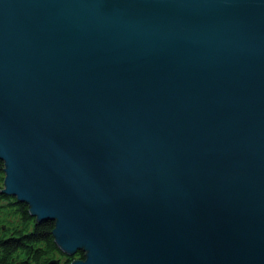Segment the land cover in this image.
Returning <instances> with one entry per match:
<instances>
[{
    "label": "water",
    "instance_id": "95a60500",
    "mask_svg": "<svg viewBox=\"0 0 264 264\" xmlns=\"http://www.w3.org/2000/svg\"><path fill=\"white\" fill-rule=\"evenodd\" d=\"M0 161L69 264H264V0H0Z\"/></svg>",
    "mask_w": 264,
    "mask_h": 264
},
{
    "label": "trees",
    "instance_id": "16d2710c",
    "mask_svg": "<svg viewBox=\"0 0 264 264\" xmlns=\"http://www.w3.org/2000/svg\"><path fill=\"white\" fill-rule=\"evenodd\" d=\"M2 179L0 161V189ZM27 209L24 203L0 193V264H69L82 257L81 251L70 257L63 255L51 236L53 222L36 223Z\"/></svg>",
    "mask_w": 264,
    "mask_h": 264
},
{
    "label": "rangeland",
    "instance_id": "374dc122",
    "mask_svg": "<svg viewBox=\"0 0 264 264\" xmlns=\"http://www.w3.org/2000/svg\"><path fill=\"white\" fill-rule=\"evenodd\" d=\"M56 258H59V257H56ZM74 259H78V258H74ZM59 261H61V259H58Z\"/></svg>",
    "mask_w": 264,
    "mask_h": 264
}]
</instances>
